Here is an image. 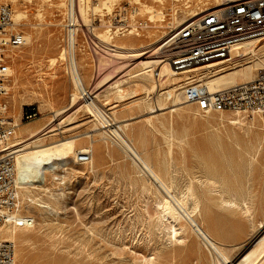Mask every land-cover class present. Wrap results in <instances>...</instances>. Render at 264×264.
Here are the masks:
<instances>
[{"label": "rangeland", "instance_id": "obj_1", "mask_svg": "<svg viewBox=\"0 0 264 264\" xmlns=\"http://www.w3.org/2000/svg\"><path fill=\"white\" fill-rule=\"evenodd\" d=\"M79 1L0 0V6L10 7L12 22L17 19L19 23L14 29L25 40L23 46L5 50L2 59L11 116L16 111L19 113L21 107L32 108L36 117L20 123L22 126L47 131L57 129L58 123L61 125L48 135L39 133L36 138L42 144L75 139L76 150L90 149L87 153L93 156L92 166H79L70 161L48 178L47 195H53L51 210L27 208L24 194L17 189L22 215H27L22 225L31 219L33 224L25 226V237L13 243L14 263L216 264L215 254L210 253L184 221H181L185 227L182 242L168 244L156 227L160 217L159 207L155 206L156 191L125 154V145L114 135L101 134L105 131L101 130L102 121L88 117L70 78L67 62L68 30L73 28L74 66L84 89L91 91L97 108L111 123L119 124L117 131L123 140L166 183L170 178L178 184L174 192L184 194L189 186L194 185L193 190L197 188L194 193L202 205L193 219L205 230L208 228L214 240L227 249L230 264L238 263L255 241L264 236V114L207 115L192 104L172 105L175 98H180L181 103L184 101L179 87L190 75H193L190 79L198 80V76L228 71L247 63L250 55L231 63H215L206 69L197 66L198 74L191 69L164 77L162 64L156 70L161 81L151 76L134 77L147 69L131 58L113 56L112 50L100 48L94 52L86 40L87 29L98 41L112 47L128 48L131 41L138 51H144L159 46L175 28V19L188 20L191 13L215 7L221 0L217 3L215 0ZM71 7L75 19L72 27ZM164 15L162 22L159 17ZM151 17L152 22L148 20ZM240 50L239 42L232 47L231 58H236ZM254 53L256 57L264 56V41ZM131 91L135 94L120 98ZM113 106L116 107L107 111ZM54 112L59 116L54 118ZM149 116L147 123L145 118ZM233 120H239L242 125H232ZM27 138L23 135L24 140ZM33 140H26L24 144ZM205 178L213 179L206 184L207 188L205 182L200 183ZM219 185L227 191L218 188ZM143 186L149 188L148 193L143 191ZM29 191L30 195L36 193L35 189ZM222 198L245 200L250 205L249 212L224 208L219 205ZM261 222L263 228L256 231Z\"/></svg>", "mask_w": 264, "mask_h": 264}, {"label": "bare ground", "instance_id": "obj_2", "mask_svg": "<svg viewBox=\"0 0 264 264\" xmlns=\"http://www.w3.org/2000/svg\"><path fill=\"white\" fill-rule=\"evenodd\" d=\"M215 1L217 3L218 0H215ZM221 1H223V0H221ZM72 9L73 8L71 7L70 15L72 17H74ZM197 15H198L197 13H191L188 20H179L178 21L175 19V28L173 30H171L170 32L176 31L183 24H186L187 22L192 20ZM152 17H156V16L154 15ZM152 17L149 18L148 20L151 21ZM16 18H17V15H16ZM159 18H161L162 20H160V21L163 22V19L165 20L166 17L164 15V16L159 17ZM13 25H19L17 19L14 21ZM69 33H70V37L68 39V44L71 47V51L68 50L66 55L68 57V60H67L68 66H70V70H71L70 78L73 82L75 90H77V92L80 95L79 98L81 100H83V102H84L83 106L85 107V110L88 114V117L89 118H95L98 121L99 120L102 121L101 130H104L102 128L107 127L105 131L101 132V134L107 135V133H111V136L114 135V137H117L125 145V147H124V148H126L125 154H127V156L130 157L133 162H139L142 166H144L146 171L149 172V174L151 175L153 181L148 180V179H147V181L150 182L148 184L151 185V187H153L154 190L156 191L154 193L155 194L154 197H156V200H157L155 206L159 207V213H157V214H160L158 224L156 226L157 230L161 231L162 235L164 234L163 236H165V238L167 239L168 244L174 245V244H177L179 242H182L183 238L185 237V236L182 237V234L185 231V227L181 224V221H184L189 226L191 232H193L202 241L203 245L210 251V253L213 252L215 254L216 264H230L231 261L229 259L230 257H228V255H227V249L222 245V243L220 244L217 242V240H214L213 236H211L210 233L207 231L208 228H206L204 226L206 228V230H205L202 227V225H199L194 220L195 218L193 219V217L195 215L197 216V214L200 213L199 211H200V207L202 205V203L200 204L201 201L197 197L198 195H196L197 193H194V191H196L197 188H196V190H193L192 187H194V185L191 187L189 186L184 194L180 193L181 195L179 194V192H178V194L176 192H174L175 188H176V186H175L176 183L174 184L173 179L169 178V180H170L169 183H166L164 181V179H162V177H160L161 175L159 176L158 173H156L148 165L147 161L145 159H142L139 156V154L136 152V150L134 148H132L129 144H127L123 140L122 136L117 131L119 129V124L117 126V125H115L117 123H111L110 120L108 119V117H106L107 115L103 114L104 112L97 108V105L94 101V98L92 97L91 91H86L84 89V84L82 82V79L80 78L79 73H77V70L75 69L73 55H72L73 54V51H72L73 50V44L75 42L74 35H73L74 30L70 31ZM128 33H129L128 35L132 34L131 32H128ZM93 37L97 38V40H98V37H96L94 35H93ZM262 41H264V36H257V37L248 38V39L240 41L241 50H240V53L236 54V58H238V57L244 58L247 55H250V58H248L247 63H245L242 66L230 69L228 71H217L216 73H213V74L198 76L199 77L198 81L203 82L209 91H215V90L224 89V88L236 85L240 82H250V81L254 80L256 75L259 72L264 71V56L256 57V54L254 53L255 48ZM101 42L106 43L102 40H101ZM24 43H25V40H24ZM238 43H236L234 46H236ZM128 46H129L128 48H125V47H119L118 48V47L113 46L115 48V50L111 51L112 55L118 57L119 59L131 58L133 61L137 62L136 63L137 65H140V66L144 67V69H147L142 73H139L137 75L135 74L134 77H137L140 75L150 76L152 74L150 72L152 70V68L159 65V63H160L158 61V58H159L158 55H159L160 48H158V46L157 47L153 46L151 48H148L150 50L146 49L144 51H138L139 49L135 46V43H133L131 41L128 43ZM135 50H137V51H135ZM65 52H66V49H65ZM62 55H63L62 61H64L65 56H64V54H62ZM9 57L13 58V56H11V54L9 55ZM214 64H205V65H199V66H203L206 69V68H210V67L214 66ZM196 67L192 68L194 71L193 72L194 74H198V71L195 69ZM172 75H173L172 70L170 71V68L164 64V77L172 76ZM181 88L182 87H179V90H181ZM133 94H135L134 91L127 92L125 94V96H121L120 98H122V99L127 98L128 96L133 95ZM74 100H75V96L73 95V98L71 99V101L74 102ZM179 100H180V98L179 99L175 98L172 106H176L178 104H183V103L185 104L186 103L185 101H183L181 103V102H179ZM156 102L158 103V101H156ZM115 107L116 106H113V107L109 108L107 111H111ZM20 110H21V108H20ZM158 110H160V109H158ZM156 111H150V112H151V114H153ZM11 114L12 113L10 111V116H11ZM57 116H59V115L55 114V112H54L53 117L56 118ZM151 117H152V115H151ZM151 117L149 116V117L145 118V120H147V123L150 122L149 119ZM19 118H20V111H19V113H15L14 116L12 117L14 122L17 124V127H16L15 132H14V136H13V139L11 142L13 144L14 149H16V151H15L16 154L14 157V174H15L14 175V184H15L16 189H19L24 194V197H25L24 201H26L27 208H29L30 206H34L39 211L46 212V210H48V209L51 210L50 199H52V196H53L52 193L49 194V196L47 195L49 193V190L47 188L48 186L46 185L48 178L50 176H54V173L56 172L57 169L65 168L66 166H68L67 164L70 161L76 164L75 160H76V155L78 153H80V152L86 153V152H89L91 150L86 149L84 147L79 149V150H76L75 149L76 148L75 139H69V140L62 139V140H59L57 142H54V143H51L48 145H44V144H42V141L40 139L36 138L38 136V134L45 132V133H43V135L45 136V135H48L49 133L55 132V131L59 130V128L61 126L60 123H58L56 125L57 129L51 128L50 130L45 131V130L36 129L34 126H32V127L31 126L29 127L27 125L22 126L19 123ZM230 123L234 126L240 125L239 120H233ZM124 125L126 126V124H124ZM116 126H117V128H116ZM262 127L264 128V125ZM123 128H124V126H123ZM16 130H17V132H16ZM120 130H119V132H121ZM96 131H98V130H96ZM23 135H27L28 138L24 140ZM31 139L32 140L35 139V140H33L30 144H24L26 142V140H31ZM115 139H114V141L116 142ZM88 148H90V147H88ZM92 161H93V156L91 155V160L88 163L90 166H92V163H93ZM202 167H204V166H202ZM212 169H213V167H212ZM138 171H139V169H138ZM172 171H174V170H172ZM203 171L204 170H202L201 172H203ZM139 173H140V171H139ZM210 178H205V180H203V181H201L202 180L201 179L200 183L203 184L205 182L204 184L206 187V184L213 180ZM174 179L176 180V178H174ZM49 180H50V178H49ZM212 183H214V181ZM220 183H222V182H220ZM145 184L147 185V183H145ZM176 185H178V184H176ZM211 186H213V189H214L215 184H212ZM215 188H216V186H215ZM218 188H221L224 192L227 191V189L224 186L219 185ZM33 189L36 190L35 191L36 193L34 195H30L31 191H29V190H33ZM148 190H149V188H147L146 186H143L144 192L148 193ZM177 190H178V188H177ZM201 190H200V192H202ZM206 190H205V193H206ZM217 190L219 191L220 189H217ZM153 191H152V193H153ZM208 191H210V189ZM213 191H215V190H213ZM219 192H221V191H219ZM209 195H211L210 198L213 197L212 196L213 194L210 193ZM209 195H208V197H209ZM22 197H23V195H22ZM220 202H219L220 203L219 205L223 206L224 208H227L230 210L234 209V208L235 209L240 208L241 211H243V213H245V214H247L249 212V206L250 205H248L245 202V200H243V199H238V200L230 199L229 200V198H228L226 200V199L222 198V199H220ZM19 206H20V203L18 202L17 208L13 209V211H9V212L2 211L1 212L2 215L4 216V218L6 219V223L1 224V226H0V239L1 240L10 241L12 243H15V242L21 241V239L25 237V235H24L25 231L23 229L25 226L23 227L22 224H23L24 220L27 218V215H25V216L22 215L23 213L21 212V210H23V208H21ZM223 207H220V208L223 209ZM28 212L29 211H27V213ZM259 228L260 229L263 228V222H261L260 225L256 228V231ZM253 229H254V227H253ZM184 235H185V233H184ZM235 248H239V246H236ZM159 252H161V251H159ZM229 253H231V252H229ZM234 255H236V254H234ZM231 258H232V256H231ZM236 264H264V236L262 238L256 240L254 245H253V248L251 250H249V252L244 254L242 256L241 260Z\"/></svg>", "mask_w": 264, "mask_h": 264}, {"label": "built area", "instance_id": "obj_3", "mask_svg": "<svg viewBox=\"0 0 264 264\" xmlns=\"http://www.w3.org/2000/svg\"><path fill=\"white\" fill-rule=\"evenodd\" d=\"M197 14L176 31L169 32L160 42L158 46L160 63L150 75L154 80L162 81L160 73L156 71L162 64H166L173 74H180L199 65L234 62L242 58H231L232 47L236 43L248 38L264 36V0H223L219 5ZM74 22V17L70 15L71 27L74 26ZM72 30H74L73 35L75 34L74 28L69 29L68 39ZM86 32L88 35L86 40L90 43L92 51L98 52L100 48L106 51L114 49L96 40L97 38H94L89 30L86 29ZM24 44L23 35L14 29L10 7L0 6V226L6 223L1 212L16 209L19 197L14 184L16 149L11 143L17 124L10 116L9 91L2 59L5 50L9 47L17 48ZM68 50L71 51L70 45ZM189 77L181 86L182 98L187 104L195 105L203 114L223 112L264 114V71L259 72L250 82H240L215 91H209L203 82ZM157 87H159L158 83ZM35 117L34 109L21 107L19 123L30 121ZM106 128L102 129L106 130ZM90 160L91 154L80 152L76 155L75 162L83 166ZM130 160L132 161L131 158ZM133 163L143 177L153 181L144 166L139 162ZM32 224V219L24 223L27 227ZM13 263L14 244L0 239V264Z\"/></svg>", "mask_w": 264, "mask_h": 264}, {"label": "crops", "instance_id": "obj_4", "mask_svg": "<svg viewBox=\"0 0 264 264\" xmlns=\"http://www.w3.org/2000/svg\"><path fill=\"white\" fill-rule=\"evenodd\" d=\"M16 113H17V111H16Z\"/></svg>", "mask_w": 264, "mask_h": 264}]
</instances>
